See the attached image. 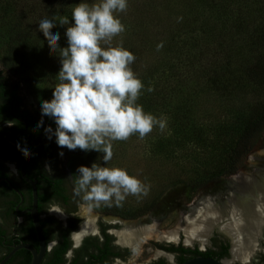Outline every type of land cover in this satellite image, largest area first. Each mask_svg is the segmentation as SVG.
<instances>
[{
    "label": "trees",
    "instance_id": "trees-1",
    "mask_svg": "<svg viewBox=\"0 0 264 264\" xmlns=\"http://www.w3.org/2000/svg\"><path fill=\"white\" fill-rule=\"evenodd\" d=\"M70 1L65 16L71 15L72 6L77 4V0ZM65 2L0 0L3 36L0 68L5 69L0 71V157L10 156L21 164L23 154L9 139L27 144L28 164L47 160L52 166L51 173L39 167L31 176L48 183L56 194L64 197L73 192L74 185L71 171L59 155L63 149L57 146L55 138H46L44 128L48 124L44 118L40 128L35 126L42 118L40 86L50 52L37 25L42 18L63 11L59 6ZM127 3L130 4L126 10L118 13L125 30L111 43L122 44L135 56L130 68L144 85L137 103L145 112L165 117L171 134L179 136L176 141L156 136L152 139L155 152L166 154L172 144L183 146L190 142L209 146L212 141L206 131L216 128L218 161L207 169V174L203 173L200 181L189 182L198 189L211 179L235 172L264 131V0H128ZM12 76L19 81L11 82ZM20 81L26 84L28 93L23 92ZM149 87L153 89L151 92L147 91ZM249 92H259L261 98L252 103L246 101L243 109L239 102ZM209 95L228 101L230 120L214 126L197 124L199 100ZM8 120L14 121L13 127L2 126ZM23 129L18 135L7 134L8 130ZM78 155L95 162L100 160V153L95 151L78 149ZM3 175L6 172L0 168V177ZM3 185L5 182L0 181V190ZM76 202H80L77 196Z\"/></svg>",
    "mask_w": 264,
    "mask_h": 264
},
{
    "label": "clouds",
    "instance_id": "clouds-1",
    "mask_svg": "<svg viewBox=\"0 0 264 264\" xmlns=\"http://www.w3.org/2000/svg\"><path fill=\"white\" fill-rule=\"evenodd\" d=\"M126 8L127 0H95L91 4L80 0L71 9L70 20L53 13L37 25L60 67L52 98L39 101L42 118L35 127L40 128L43 117H48L55 128L51 125L44 128L47 139L55 138L62 149L100 153L105 165L112 159L113 141L127 140L133 134L143 139L154 126L161 131L166 126L164 118L145 112L137 103L144 85L130 68L135 56L122 44L111 43L125 30L118 13ZM53 25L66 26L63 33L66 46H61V33L53 30ZM6 123L13 125L11 121ZM17 147L25 155L30 154L27 144L18 143ZM59 155L63 156V151ZM72 176L74 195L97 205L118 203L127 195L144 190L126 169L100 166L96 162L90 167L78 166Z\"/></svg>",
    "mask_w": 264,
    "mask_h": 264
},
{
    "label": "flooded vegetation",
    "instance_id": "flooded-vegetation-1",
    "mask_svg": "<svg viewBox=\"0 0 264 264\" xmlns=\"http://www.w3.org/2000/svg\"><path fill=\"white\" fill-rule=\"evenodd\" d=\"M8 121L13 125L8 126L6 121L2 126L13 127L14 121ZM25 129L8 130L7 134L18 135ZM9 141L14 147L18 144L14 140ZM20 152L23 154L21 164L16 158L0 157V168L6 172L0 177V181L5 182L0 190V264H32L34 260H38V264H183L199 257L217 260L221 264H264V215L256 246L245 262L233 256L234 236L228 230L230 220L227 218L215 223L203 236L202 242L194 239L188 244L181 232L176 240L161 239L153 233L139 246L138 252L130 243L120 239L119 231L124 223L142 220L143 217L129 218L111 212L96 214L89 211L95 218L91 228L82 232L87 218L80 212V202H76L74 192L68 196L64 194L65 197L58 195L48 183L31 176L39 167L51 173L52 166L47 160L28 164V154L25 174L36 185L34 207V186L22 174L25 155ZM252 154L249 152L246 158ZM250 162L248 158L249 166ZM46 165L50 169L45 168ZM242 167L228 174L232 183L214 197L237 193L234 178L252 170L250 167V170L242 171ZM147 220L155 231H164L159 224Z\"/></svg>",
    "mask_w": 264,
    "mask_h": 264
},
{
    "label": "rangeland",
    "instance_id": "rangeland-1",
    "mask_svg": "<svg viewBox=\"0 0 264 264\" xmlns=\"http://www.w3.org/2000/svg\"><path fill=\"white\" fill-rule=\"evenodd\" d=\"M79 2L80 0L76 1V3ZM68 4H72L70 0H66L65 3L59 6L63 10L59 14L64 13ZM129 4L127 3V5ZM66 17L69 20L71 19V15H67ZM53 26V30H58L61 33V46H66V39L63 36L66 26ZM2 47L3 36L0 32V57ZM49 54L50 52L47 54L48 60L45 61L44 81L40 86V95L45 100L52 98V88L57 83L55 75L58 73L60 67L58 58L54 54H50V56ZM52 67H56V70L52 69ZM15 81H19L18 77L12 76L11 82ZM19 83L23 92L28 93L26 84L21 81ZM260 98L261 93L257 92L254 94L249 92L241 99L239 105H243V109H245L247 106L246 101L252 103ZM229 105L228 101L222 100L216 95L203 96L199 100L197 124H211L214 126L217 123L230 120L232 117L230 116ZM43 118L48 126L51 125L55 128V124L51 119L48 117ZM162 118L165 119V117ZM165 121L166 126L162 131L154 126L155 128L153 127L152 131L143 139L139 138L138 134H133L127 140L113 141L112 159L106 165L103 163L102 158L98 160L99 162H96L100 166L126 169L129 175L135 176L141 182L144 190L135 195L129 194L118 203L115 201L110 203L101 202L97 205L85 202L79 197V210L81 213H84V216H86L87 212L91 211L96 214L111 212L129 218L143 217L144 219L142 220L151 219L155 224H159L162 229L170 230L176 227L182 220V217L191 208L195 207L199 201L214 197L219 190L228 188V185L232 183V177L228 174L211 179L198 189L193 186L192 182H189L191 179L195 182L200 181L203 175L208 173L207 169L216 165L220 155L218 151L219 142L217 141L218 130L212 128V131L209 129L206 131L212 141L209 146L203 147L201 144L198 145L191 142L183 146L172 144L167 149L166 154H159L155 152L156 145L153 144L152 139H155L156 136L166 137L171 141L179 139L178 135L171 134L167 120L165 119ZM153 133H156L155 136L151 135ZM263 146L264 131L256 146L250 151V154L260 150V148L262 149ZM63 153L64 155L61 156V160L64 166L68 167L71 171V181L74 185L75 177L72 174L76 172L77 167L81 165L90 167L95 161L79 156L78 149L68 150L67 148H63ZM248 158H246L243 164L242 171L250 170Z\"/></svg>",
    "mask_w": 264,
    "mask_h": 264
},
{
    "label": "bare ground",
    "instance_id": "bare-ground-1",
    "mask_svg": "<svg viewBox=\"0 0 264 264\" xmlns=\"http://www.w3.org/2000/svg\"><path fill=\"white\" fill-rule=\"evenodd\" d=\"M249 160L251 172L241 173L233 180L237 187L236 194L212 196L199 201L170 230L155 231L153 224L147 220L124 223L119 231L120 239L130 243L135 251L153 233L161 239L176 240L181 232L188 244L194 239L202 242L203 236L215 223L227 218L230 220L228 230L234 236L233 256L241 262L247 261L256 246L264 215V149L252 154ZM86 218L82 232L91 228L95 216L87 212Z\"/></svg>",
    "mask_w": 264,
    "mask_h": 264
},
{
    "label": "water",
    "instance_id": "water-1",
    "mask_svg": "<svg viewBox=\"0 0 264 264\" xmlns=\"http://www.w3.org/2000/svg\"><path fill=\"white\" fill-rule=\"evenodd\" d=\"M17 145L18 144H15L16 147H17ZM27 159H28V155H25L24 161L22 163L21 171H22V174L25 177V179L28 180V181H30L33 184V186H34V196H35L34 207H36V199H37V195H36V193H37L36 185L29 178H27V176L25 174V168H26ZM139 219H136V220H139ZM38 263H39L38 260H34V262L32 264H38ZM183 264H221V263H219L217 260H213V259H210V258L199 257V258H194V259H191L189 261H186Z\"/></svg>",
    "mask_w": 264,
    "mask_h": 264
}]
</instances>
